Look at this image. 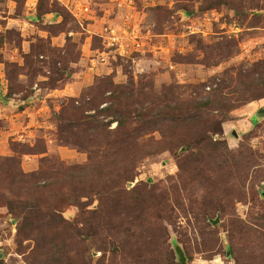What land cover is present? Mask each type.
<instances>
[{
  "label": "rangeland",
  "instance_id": "1",
  "mask_svg": "<svg viewBox=\"0 0 264 264\" xmlns=\"http://www.w3.org/2000/svg\"><path fill=\"white\" fill-rule=\"evenodd\" d=\"M262 109L264 0H0V264H264Z\"/></svg>",
  "mask_w": 264,
  "mask_h": 264
},
{
  "label": "water",
  "instance_id": "2",
  "mask_svg": "<svg viewBox=\"0 0 264 264\" xmlns=\"http://www.w3.org/2000/svg\"><path fill=\"white\" fill-rule=\"evenodd\" d=\"M177 255H178V259H179L180 262H185L186 261L182 250L177 249Z\"/></svg>",
  "mask_w": 264,
  "mask_h": 264
},
{
  "label": "trees",
  "instance_id": "3",
  "mask_svg": "<svg viewBox=\"0 0 264 264\" xmlns=\"http://www.w3.org/2000/svg\"><path fill=\"white\" fill-rule=\"evenodd\" d=\"M261 111H262V113H263L264 109H262ZM119 125H121V122H120V124H119Z\"/></svg>",
  "mask_w": 264,
  "mask_h": 264
}]
</instances>
